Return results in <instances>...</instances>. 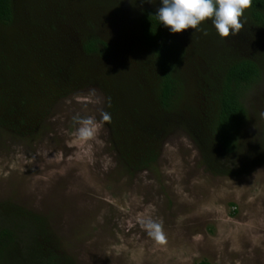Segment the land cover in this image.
I'll list each match as a JSON object with an SVG mask.
<instances>
[{"label": "trees", "instance_id": "16d2710c", "mask_svg": "<svg viewBox=\"0 0 264 264\" xmlns=\"http://www.w3.org/2000/svg\"><path fill=\"white\" fill-rule=\"evenodd\" d=\"M31 1L0 0L2 130L33 135L56 101L91 85L103 96L102 117H110L103 123L128 171L149 169L178 127L213 175L264 163V50L244 55L236 40L229 51L206 20L199 33L210 31L226 49L208 54L191 29L172 33L158 23L161 0ZM243 15L264 33V0H252ZM251 33L243 28L238 36ZM0 264L76 262L46 217L4 200Z\"/></svg>", "mask_w": 264, "mask_h": 264}, {"label": "rangeland", "instance_id": "374dc122", "mask_svg": "<svg viewBox=\"0 0 264 264\" xmlns=\"http://www.w3.org/2000/svg\"><path fill=\"white\" fill-rule=\"evenodd\" d=\"M243 18L253 33L221 42L230 51L240 40L242 54L258 56L264 33ZM206 33L191 32L199 49L226 50ZM102 106L100 90L90 85L56 101L33 135L0 128V201L46 217L76 264H264V163L213 175L178 127L149 169L128 171L111 145ZM89 117L100 126L85 139L80 121ZM150 223L160 225L163 241Z\"/></svg>", "mask_w": 264, "mask_h": 264}, {"label": "clouds", "instance_id": "9594fccd", "mask_svg": "<svg viewBox=\"0 0 264 264\" xmlns=\"http://www.w3.org/2000/svg\"><path fill=\"white\" fill-rule=\"evenodd\" d=\"M153 3V0H146ZM155 17L172 33L184 30H200L199 26L206 20H211L221 38L234 37L244 28L241 18L246 9L252 6V0H161ZM207 33L205 32V35ZM103 120L110 117L103 114ZM79 135L91 138L100 126L94 118L89 117L80 121ZM151 234L160 241L164 240L159 224H149Z\"/></svg>", "mask_w": 264, "mask_h": 264}]
</instances>
